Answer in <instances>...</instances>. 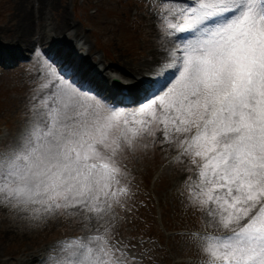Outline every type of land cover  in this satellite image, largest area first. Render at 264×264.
<instances>
[{
	"label": "snow or ice",
	"instance_id": "obj_1",
	"mask_svg": "<svg viewBox=\"0 0 264 264\" xmlns=\"http://www.w3.org/2000/svg\"><path fill=\"white\" fill-rule=\"evenodd\" d=\"M166 30L181 40L178 58L164 53L175 75L142 105L118 109L80 89L65 74L73 69L49 64L50 103L0 143V204L31 220L104 222L63 242L55 264H130L112 213L129 192L125 156L157 133L199 168L189 202L222 230L193 234L205 264H264V0H190L171 10Z\"/></svg>",
	"mask_w": 264,
	"mask_h": 264
},
{
	"label": "rangeland",
	"instance_id": "obj_2",
	"mask_svg": "<svg viewBox=\"0 0 264 264\" xmlns=\"http://www.w3.org/2000/svg\"><path fill=\"white\" fill-rule=\"evenodd\" d=\"M15 1L0 0V26L7 25L12 15L19 13V0ZM72 1L64 0L61 4L76 26L83 25L81 43L85 40L86 47H92L91 55L96 59L104 54L101 66L107 63L106 70L111 69L123 79V74L115 67L113 49L122 50L119 52L121 64L125 61L130 63L140 50H147L153 42H159V34L167 32L166 20L175 9L167 7L161 13L154 6L158 0ZM34 5L32 0L30 4L27 1L29 11L34 10ZM23 6L19 5V9ZM46 46L27 51L31 59L21 58V64L17 63L19 56L11 62L13 67L0 66L2 144L16 134L20 136L22 130L38 118V113L44 111V103H50L48 97L56 78L48 71L46 62L50 61L42 49ZM142 55L143 52L140 53ZM21 56L28 57L26 54ZM162 141L163 137L157 133L154 144L152 138H148L147 148L141 142L124 158L126 175L121 186L127 187L129 192L112 213L114 242H123L130 264H203L206 257L199 250L193 234H221L222 230L218 231L210 224L206 208L201 210L189 202L187 189H195L199 183V168L188 157H181L178 161L176 157L180 153L173 154L174 159H171L172 155L168 157L180 150L174 144ZM158 218L160 221L157 222ZM102 223L67 215L31 220L23 213L0 204V264H55L65 255L60 247L63 242L86 239ZM170 229L176 231L171 232ZM41 254L48 260L37 261ZM26 255L35 258L29 261Z\"/></svg>",
	"mask_w": 264,
	"mask_h": 264
},
{
	"label": "bare ground",
	"instance_id": "obj_3",
	"mask_svg": "<svg viewBox=\"0 0 264 264\" xmlns=\"http://www.w3.org/2000/svg\"><path fill=\"white\" fill-rule=\"evenodd\" d=\"M27 1L30 4V0H19L17 4L19 13L15 16L12 15L7 25L0 26V42L7 44L4 47L0 43V57L5 55L14 60L21 56V53L28 54L27 51H34L37 47L47 45L45 47L48 49L47 52L57 60H65L66 69L71 68L74 70L71 74L80 84L102 92L108 100L113 99L116 92L113 96L106 92L109 88L107 81L111 77L108 75L109 71L106 70V67H104V70L99 68V62L103 60L104 54L96 59L91 55L92 47L87 46L85 54L72 57L71 50H73V46L84 38L81 30L83 25L76 26L69 19L66 7L65 9L62 7L64 0H32L35 4L32 11L27 9ZM14 3H16L15 0ZM23 4L24 6L19 9V5L22 6ZM157 40L159 42H153L147 50H140L139 54L135 55L130 63L125 61L121 64L122 59L119 52L122 50L119 48L113 49L114 54L112 56L115 60V67L127 79L124 81L120 78L121 86H126L127 91L132 89V92H137L140 90L141 85L149 89L153 84H155V88H153L155 90L161 87L167 77L175 71L172 61L178 58L180 53L176 54L169 47L174 42V38L168 35L167 32H163L159 34ZM85 42L84 40V45H86ZM141 52H143L142 56H140ZM166 52L175 53V58L168 57L166 59L164 55ZM75 66L77 67L76 70L74 69ZM132 92L131 95L139 94L140 98L146 94L144 92L138 94ZM133 97L131 99L138 96ZM133 108H136V106L128 110L130 111ZM22 254H25V252Z\"/></svg>",
	"mask_w": 264,
	"mask_h": 264
},
{
	"label": "water",
	"instance_id": "obj_4",
	"mask_svg": "<svg viewBox=\"0 0 264 264\" xmlns=\"http://www.w3.org/2000/svg\"><path fill=\"white\" fill-rule=\"evenodd\" d=\"M118 83V82H117Z\"/></svg>",
	"mask_w": 264,
	"mask_h": 264
}]
</instances>
